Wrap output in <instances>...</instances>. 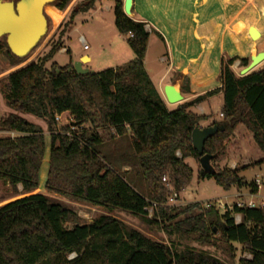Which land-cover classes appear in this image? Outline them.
<instances>
[{"label": "trees", "instance_id": "obj_1", "mask_svg": "<svg viewBox=\"0 0 264 264\" xmlns=\"http://www.w3.org/2000/svg\"><path fill=\"white\" fill-rule=\"evenodd\" d=\"M71 1L53 0L47 6L63 12ZM94 2L74 4L59 24L64 26L63 33L72 27L75 15L88 11ZM176 2L184 14L171 2L163 14L164 34L173 43L183 38L181 61L197 72L203 86L212 84L221 50L242 55L257 40L255 45L264 42L259 38L264 28L259 23L264 21V0ZM227 2L232 4L224 9ZM113 15L117 31L126 36L134 55L125 65L85 74L77 73L71 63L58 66L52 62L47 67L59 49L56 44L2 78L6 104L12 112L0 120V130L9 132L0 136V180L15 192L21 186L24 195L0 205V264H224L206 252L179 250L153 240L110 214L67 227L76 212L57 199L33 192L39 187L45 137L43 129L22 114L41 119L47 126L46 192L108 212L125 211L147 226L168 234H191L201 243L211 242L218 234L230 250L237 243L249 255L240 256L238 264H264V199L252 208L233 203L222 212L199 203L165 206L172 192L178 194L191 181L193 169L184 159L192 157L199 162L191 133L202 128L200 122L209 115L193 112V105L217 93L222 95L221 119L206 126L217 130L203 145V153L215 155L212 160L223 156L224 140L238 124L251 133L264 153V61L261 67L240 76L232 65L238 60L237 67L242 69L249 58L223 56L219 87L169 108L144 67L149 37L146 22L127 16L123 0H114ZM234 22L239 24L237 28L232 26ZM203 23L201 30L198 26ZM195 28L214 41L215 47L207 48L203 43L207 38L201 33L200 40ZM150 32L163 41L155 29ZM2 39L0 54L9 55L12 66L28 58L29 54L24 58L13 55ZM175 74L184 80L181 93L188 92L187 77ZM63 113H68L69 124L57 127L56 117ZM98 128L106 131L112 149ZM262 163L264 158L238 168L212 166L211 171H204L200 167L197 176L213 179L224 190L248 188L256 192L255 182L245 181L239 170ZM143 183L145 194L141 192ZM235 215L240 216L239 222Z\"/></svg>", "mask_w": 264, "mask_h": 264}, {"label": "rangeland", "instance_id": "obj_2", "mask_svg": "<svg viewBox=\"0 0 264 264\" xmlns=\"http://www.w3.org/2000/svg\"><path fill=\"white\" fill-rule=\"evenodd\" d=\"M80 1L81 0L76 1L75 4ZM171 2H174L178 10L182 14H184V10L181 7L182 5H178L176 0H136L135 10L151 22L155 23L164 33L163 14L166 9L170 7ZM226 4L227 5L224 7V9L231 5L232 2H227ZM113 6L114 0H95L92 8H90L86 12H79L75 15L72 27L66 33H63L62 31V28H64V26H57L59 21L56 24H53L51 21L52 19H50L45 12V15L50 19L47 24L45 35L37 43L35 48H33V50L29 53V56L26 60L15 66H12L13 63L11 57L6 54H0V120L5 117L8 113L12 112V110L6 104V88L5 80L2 79L3 76L13 71L14 69L28 63L29 61L35 59L36 57L46 54L53 47V45L57 44L59 49L53 55L51 61L46 64L47 67H49L52 62L56 63L58 66H65L70 63L74 65V63L81 57L89 56L91 57V60L89 62H84V68H87L91 72H98L107 68L121 67L134 58L133 52L129 48L126 39L124 38V36L120 35L114 25ZM70 9L68 10V13ZM236 23L237 22H234L232 26L236 27ZM259 23H262L264 25V21H259ZM262 33L263 34L261 35V37H259L260 39H264V28L262 29ZM81 36L85 39V44L87 45L86 49L83 48V44L80 41ZM165 37L169 44L174 66H176V68L180 70L179 73L183 75L185 74V76L187 77L189 91L183 92V97L188 98H184L185 100H192V98H194L196 95L193 96L190 90V77L192 88L194 90H200L205 86L212 85L214 83L215 76L212 80V84L208 83L207 85L203 86V84L199 81L197 72H193L187 69V67H185V65L181 61L182 58L179 52V44L180 42H182L183 38L173 43L170 42L166 35ZM0 42H3L2 38H0ZM256 42L250 46V48L244 55L248 53L250 54L253 51L258 52L264 49V42L257 43V45H255ZM62 48H65V50H63ZM223 56L231 57L225 52L222 53L221 57ZM161 57H163V59H161ZM239 58H249V56L247 55V57ZM238 62L239 61L237 60L232 65V69L237 75H239V71L241 70L240 67H237ZM170 64V53H166L165 55V50L159 37L152 33L145 57V69L152 83L154 84V86L162 97V89L164 84L172 83L178 90H180V86L184 81L183 78H177L175 74L176 72L168 73L164 78L162 77L163 79L161 81H158V78L163 75L167 66H169ZM261 66L262 63L257 67ZM217 67L218 59L215 75L217 72ZM188 74L190 75V77ZM218 75L219 68L216 79L217 84L219 82ZM215 84L213 85V88H216ZM177 104L178 103L169 105V108H174L177 106ZM221 104L222 95H213L211 96V98H209V100L205 99L204 101L193 105L192 107H190V110L197 114H209L213 120L216 119L214 121H218L221 119V114L219 115ZM23 117L29 122L39 125L43 129L45 137V154L39 172V187L33 192H41L51 198L57 199L68 207L72 208L76 212L75 220L68 222L66 224L67 227H71L73 222H77L80 224L90 223L102 214H110L153 240L162 242L166 245L174 246L179 250L190 248L197 251L206 252L220 259L224 264H238V258L240 256L249 257V255L245 251H243L241 249V246L237 243H233V247L230 250L228 244H226L219 237L218 234L214 235V238L211 239V242L201 243L196 241L191 234L189 236H184L177 233L168 234L163 230H157L155 228L147 226L142 221H140L139 218L125 211L113 210L108 212L105 208L100 206L90 205L88 203L81 202L78 200H71L65 198L59 194L46 192L44 189V181L48 168L49 151V137L47 126L44 121L35 118L32 115L24 114ZM69 119L70 118L68 116V113H63L59 115L56 119L57 127L68 125ZM210 123L211 121H201L200 127L205 128ZM237 126L238 129H234L232 134L224 140V144L226 141L227 147L224 148L223 156L217 160H211V166L217 168H232L230 166V160L232 158L236 160L239 159V153L248 157V162L250 164L255 162L254 159L259 157V155H264V153L257 147L255 142L253 141L251 133L244 126L239 124ZM98 132H102L103 140L107 143L108 135L106 131L102 130L101 128H98ZM7 134H9V132L5 130H0V136H4ZM107 144H109V149L113 148V145L111 143ZM238 147H240V151H236L235 148ZM177 154L178 156H180V153ZM184 161L193 169L191 181L181 192L177 194V199L175 201H171L169 199L170 196H168L165 205L166 207H184L190 203H199L200 205H203L208 201L217 200L223 204L222 206L218 207V210L222 212L225 208L230 207L234 202L238 201L239 199L246 201L248 199V196L250 197V194L252 192L248 188H245L246 191H249L246 194L244 193V196L242 195L238 197V194H235L234 196L232 195V193L234 192L233 190H224L213 179H198L197 173L200 169V164L198 160L192 157H187L184 159ZM242 161L243 160L238 161L239 163H237L234 167L239 166ZM259 165H254L249 168L239 170V175L242 176L245 181L250 182L257 179L260 182L258 194L256 196L253 195L251 197L257 205L259 204L258 202L261 200V196L264 195V166ZM141 192L144 194L146 193L144 183L141 186ZM23 195L24 193L22 192L21 186H18L17 192H15L14 189H12L8 183L0 180V205L17 197H21ZM152 207L149 208L150 215L153 211Z\"/></svg>", "mask_w": 264, "mask_h": 264}, {"label": "water", "instance_id": "obj_3", "mask_svg": "<svg viewBox=\"0 0 264 264\" xmlns=\"http://www.w3.org/2000/svg\"><path fill=\"white\" fill-rule=\"evenodd\" d=\"M53 0H0V38L5 36V41L10 52L19 58L26 57L35 48L37 43L45 35L47 18L45 8ZM132 1L123 0V11L127 16L132 15ZM251 34L252 31H250ZM87 57H81L73 67L79 74L89 72L83 67ZM264 61V50L252 52L249 55V63L239 71V75H245L259 66ZM163 95L170 105L180 103L184 97L180 90L175 89L174 84H166L163 87ZM217 130L216 126L205 128L196 127L191 133L193 148L200 155L199 164L204 171L213 168L210 161L215 155L203 153L205 139Z\"/></svg>", "mask_w": 264, "mask_h": 264}, {"label": "crops", "instance_id": "obj_4", "mask_svg": "<svg viewBox=\"0 0 264 264\" xmlns=\"http://www.w3.org/2000/svg\"><path fill=\"white\" fill-rule=\"evenodd\" d=\"M76 1H78V0H73V1H71L70 3L71 4H69L68 6H67V9H65L63 12H58L59 14H61V18H60V20H59V22H58V24H57V26L61 23V21L66 17V15H67V13H68V10L76 3ZM135 4H136V0H133L132 1V15L130 16V17H132V18H134V19H136V20H142V21H144V22H146V24H145V27H146V29L149 31V37H148V42H147V48H148V45H149V41H150V37H151V34H152V32H150V30H151V28H153V29H155L157 32H159L160 34H161V36L163 37V41L160 39V41H161V43L163 44V47H164V50H165V55H166V53L167 54H169L170 53V57H171V64L169 65V66H167V68H166V70L164 71V73H163V75H161V77H159L158 78V81H161L168 73H175V72H180V70L178 69V68H176L175 66H174V63H173V59H172V55H171V51H170V48H169V44H168V42H167V39H166V37H165V35H164V33L160 30V28L155 24V23H153V22H151L150 20H148L147 18H145L142 14H140L138 11H136L135 10ZM53 9V8H52ZM56 11V10H55ZM57 12V11H56ZM50 18V17H49ZM51 19V18H50ZM52 21V20H51ZM204 25H206L205 23H203V24H199V26L198 27H200L201 28V30L202 29H204L203 27H204ZM193 27V26H192ZM200 28H195V29H197V30H195V33H196V35H197V37H199L200 38V35H201V33H200ZM182 31H183V29H182ZM181 31V32H182ZM155 34V33H154ZM203 34V33H202ZM121 36H124V35H122V34H120ZM156 35V34H155ZM203 36L204 37H206L207 39L205 40V41H203V43L205 44V46L206 45H208L207 47L208 48H210V49H212V48H214L215 46H214V41H211L209 38H208V36L207 35H205V34H203ZM232 36V35H231ZM81 38L85 41V39H84V37H82L81 36ZM124 38L126 39V36H124ZM235 38V37H234ZM236 39V38H235ZM200 40H201V38H200ZM210 40V41H209ZM262 50H264V49H262ZM261 51V50H260ZM146 52H147V49H146ZM223 52H225V53H227L228 55H230L231 57H234V56H238V57H247V55L249 56L250 54L248 53V54H246V55H244V54H242V55H240V54H234V55H231L227 50H221L220 51V53H219V57H218V67H217V72H216V75H215V78H214V83L212 84V85H209V86H205V87H203L202 89H200V90H194L193 88H192V85H191V77H190V75H189V77H190V90H191V92H192V94H193V96L194 95H197V94H201V93H204V92H206V91H208V90H210V89H213V85L216 83V79H217V74H218V68H219V60H220V57H221V55H222V53ZM255 52V51H254ZM86 57V56H85ZM145 57H146V53H145ZM145 57H144V61H143V63H144V67H145ZM87 62H89L90 60H91V57H89V56H87ZM161 59H163V57H161ZM87 64V63H86ZM83 67H85L84 65H83ZM147 72V71H146ZM182 72V71H181ZM186 73V72H185ZM148 74V73H147ZM185 75V74H184ZM163 77V78H162ZM166 84H168V83H166ZM166 84H164V85H166ZM170 84H172V83H170ZM164 85H163V87H164ZM216 86L215 87H219L220 86V84H219V82H218V84L216 83L215 84ZM162 94H163V89H162ZM183 95V94H182ZM215 95H221V93H217V94H215ZM192 97V96H191ZM163 100L166 102V100H165V98H164V95H163ZM185 98V97H184ZM209 98H211V97H209ZM209 98H207L208 100H209ZM185 99H188V98H185ZM184 99V100H185ZM166 104L167 105H170V104H168L167 102H166ZM222 105V104H221ZM221 107V106H220ZM23 116H24V114H22ZM204 115H209V114H204ZM219 115H220V112H219ZM210 116V115H209ZM214 120H216V119H214ZM212 118H211V116L209 117V120H206L207 122L208 121H214ZM235 129H238V126L235 128ZM225 148L227 147L226 145V141H225ZM236 149V151H240V147H238V148H235ZM244 152V151H243ZM244 156V157H243ZM264 158V155H259V157H257V158H255L254 159V161L256 162V161H259V160H262ZM241 160H243L242 161V163L239 165V166H236V167H234L237 163H239L238 161H241ZM248 164H250L249 162H248V157H246L245 155H241L240 153H239V159H231L230 160V166L232 167V168H238V167H242V166H245V165H248ZM259 166H264V163H262V164H260ZM258 167V166H257ZM231 190H233L234 192L232 193V195L234 196L235 194H243L244 195V193L246 194L249 190H247L246 191V189L245 188H241V189H236V188H232ZM259 190V189H258ZM256 191V193H254L255 194V196L258 194V192L259 191ZM264 199V195L263 196H261V200L258 202L259 204L262 202V200Z\"/></svg>", "mask_w": 264, "mask_h": 264}, {"label": "built area", "instance_id": "obj_5", "mask_svg": "<svg viewBox=\"0 0 264 264\" xmlns=\"http://www.w3.org/2000/svg\"><path fill=\"white\" fill-rule=\"evenodd\" d=\"M80 41L83 44V48L86 49L87 48V45L85 44V41L82 38H80ZM62 49L65 50V48H62ZM57 118H58V116L56 117V119ZM254 182H255L256 188L258 190L260 188V182L257 179H255ZM254 193H256V192H252L250 194V197L247 195L248 196V199L246 201H244L242 199H239L238 201L234 202V204L236 206H238V207H247V208H252V207L257 206V204H255V202L251 198L253 195H255ZM242 195L243 194H238L237 196L239 197V196H242ZM169 199L171 201H175L177 199V193L176 192H172L171 195H170V197H169ZM222 205L223 204L220 201H217V200L216 201H208L205 204H203V206L206 207V208H209V207L218 208V207H220ZM235 221L236 222H239L240 221V216L239 215H235ZM70 257H73V255L71 254Z\"/></svg>", "mask_w": 264, "mask_h": 264}, {"label": "bare ground", "instance_id": "obj_6", "mask_svg": "<svg viewBox=\"0 0 264 264\" xmlns=\"http://www.w3.org/2000/svg\"><path fill=\"white\" fill-rule=\"evenodd\" d=\"M46 14L52 19V23L53 24H56L59 19L61 18V14H59L58 12H56L54 9H52L51 7H47L46 10H45ZM236 27L234 28H237L238 27V23H236ZM254 52V51H253ZM175 89L177 90V88L175 87Z\"/></svg>", "mask_w": 264, "mask_h": 264}, {"label": "flooded vegetation", "instance_id": "obj_7", "mask_svg": "<svg viewBox=\"0 0 264 264\" xmlns=\"http://www.w3.org/2000/svg\"><path fill=\"white\" fill-rule=\"evenodd\" d=\"M1 38H4L5 39V36L1 37ZM6 42V41H5Z\"/></svg>", "mask_w": 264, "mask_h": 264}]
</instances>
